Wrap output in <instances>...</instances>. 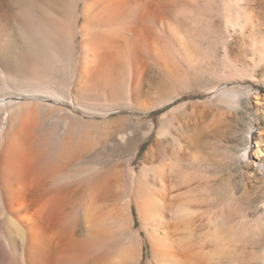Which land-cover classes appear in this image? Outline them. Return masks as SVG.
Listing matches in <instances>:
<instances>
[{
	"label": "bare ground",
	"instance_id": "obj_1",
	"mask_svg": "<svg viewBox=\"0 0 264 264\" xmlns=\"http://www.w3.org/2000/svg\"><path fill=\"white\" fill-rule=\"evenodd\" d=\"M195 1L0 0V60L16 62V78H25L20 84L17 78L14 84L10 76L5 80L11 82L2 83L0 75V264L243 262V253L238 256L237 233L227 231L226 222L214 229L212 219L198 224L194 208L182 196L185 188L181 183L187 174L184 171L180 183L181 134L201 116L186 112L184 118L182 106L164 113L158 126L152 120L145 128L141 124L142 114L149 117L183 98L185 92L178 89L185 65L180 62L181 55L194 66L193 71L205 70L206 79L199 80L204 107L237 106L243 94L251 93L237 84V79L249 75L250 65L245 70L231 61L226 44L221 52L215 47V54L206 57L198 48V40L186 33V27L196 20H192L195 16L187 6L197 4ZM213 1L226 30L243 31L241 13L253 3ZM92 30L96 33L88 36ZM80 34L85 37L78 41L82 61L77 70L71 65L77 48L73 41ZM91 37L95 44L89 42ZM61 40L62 50L57 45ZM148 54L151 61L144 59ZM90 55L95 60L85 61ZM60 56L63 83L50 79L54 60ZM23 62L28 66H19ZM256 62H252L253 68ZM151 70L156 75H149ZM254 96L258 103L262 101L258 94ZM41 107L48 109L43 117L38 113ZM117 110L137 112L133 113L136 120L132 126L119 122L102 135L100 148L105 152L96 150V163L88 157L84 163L81 148L70 150L72 153L63 158L51 155L44 148L47 143H40L43 136L49 145L53 142L58 150L69 152L68 145L77 135V141L82 140L85 128L73 119L69 122L64 112L108 117ZM138 129H143L141 136ZM254 138L250 131L241 154L248 164L252 154L258 157L262 152L260 146L254 151ZM149 142L152 145L144 154L146 163L138 171L135 160L141 145ZM254 161L257 173L259 170L264 176V161ZM134 208L142 224L139 228ZM263 234L255 240L262 248V264ZM149 244L151 258L146 257ZM250 264L258 261L251 260Z\"/></svg>",
	"mask_w": 264,
	"mask_h": 264
},
{
	"label": "rangeland",
	"instance_id": "obj_2",
	"mask_svg": "<svg viewBox=\"0 0 264 264\" xmlns=\"http://www.w3.org/2000/svg\"><path fill=\"white\" fill-rule=\"evenodd\" d=\"M196 1L198 2L197 4L187 6V8H189V12H191V16H195L192 18V20H196L194 21V24L189 25L190 27H186L189 31L186 33L188 34V36L190 35L191 38L195 37L194 40H198V48L199 50H201L202 48L203 51H201L205 53L206 57H210L215 54L213 49L218 48L219 52H221V50H223L224 45L226 44V46L228 47V53L230 55L229 57L233 59L231 61H234V63L238 64V66L240 65V67L243 66L245 70L248 69L250 65L252 70H249L250 72H246L249 75L247 76L246 74H244L246 75L245 79H237V84H243V87L246 88V90H250L251 93L249 96L243 94V96L241 97V102L237 106L225 107L223 109L215 106H213L214 109L210 106L204 107L205 97L202 91V84L199 80L203 81V79H206V75H204L206 73L203 72L205 70H198L199 72L203 73V76H205L203 78V76L198 73V71H193L195 70L194 66H189V62H185V58H182V56L184 55H181L180 59L182 61L180 62H182L181 64L185 65H182L183 70L181 75L183 78V82L178 85V89L182 93L185 92L181 94V97L183 98H180L176 103H173L170 107L156 114H151L149 117L145 113H141L142 119H144L141 124L143 128H145L150 125V120H152V122L158 126L157 121L164 113H169L173 108L182 106L187 107V109L184 110V107H182L181 111L183 112V116L187 115V113H189L190 115L193 114L192 116H201L197 124H194L192 122V124L184 130V134H181V142L185 151H182V155L180 157L182 161L179 159L180 162L178 163V168L180 169H178V174L181 178L178 177L180 179H177L180 183L184 180V171H186L187 174L185 176L186 181H183V183H181L183 184L182 188H185L183 190L184 192H182L184 193L182 196H184V198H186V200L189 201V203L194 208L193 211L196 213L194 214L197 217L196 219L198 220V224L202 220H204L203 222H201L203 224L205 220L208 221L209 219H212V228L214 229L215 225H221L220 222H226V230L229 232L234 231L235 233H237L234 234L235 239L237 240L239 245L238 256L243 253L242 258H244L242 259L243 262L239 261V264H250L251 260H256L258 261V264H262V248L258 247V243L256 241L260 239V235L263 234L262 231L264 230V176L259 173V170L257 173L256 166L254 165L257 162L254 160L264 161V0H245L246 3H253V8H251L252 6L249 4V6H247V4L244 2L245 6L247 7L245 12L241 13V17H243L241 19H243L244 22V26L242 28L243 31L239 28L235 31L231 27H229L230 30H228L229 28L226 30L224 22H221L218 16L216 15V1ZM211 1H213L214 4ZM251 11L253 13H251ZM79 22L82 23V21L80 20ZM93 32L96 33L94 30H92V33L90 32L88 36H90L91 34L93 36ZM221 34H223V36ZM83 37H85V35L80 34L77 40H75L76 42L73 41V44L77 45V48H74L75 50L73 53L75 56L73 62L74 67L73 65L71 66L73 69L75 68L77 70L79 69V62L82 61V54H80L78 41L82 40ZM220 37H223V40ZM94 39L91 37V39L88 40L89 42L92 40L93 42L90 43L93 44ZM62 40L57 43V45L60 46L61 50L63 48ZM216 44L219 45L217 46ZM93 58L94 56L90 55L87 59H85V61L95 60V58ZM146 58L147 60L151 61L150 54H148L147 57H145L144 59L146 60ZM253 61L258 62H256L257 66L254 68L251 65ZM54 62L56 64L55 66H53L54 71L51 74L50 79H54V81H56L57 83H63L64 69L61 68L63 66L61 56L60 59L57 57ZM15 63L16 62L10 59L0 60V75H2V79H4L3 81L0 80V82L2 81V83H4L6 81L5 79L7 78L8 80L11 79L13 83L16 84V79L18 77L16 78L13 69L16 67ZM25 65L28 66V64H25L24 62L19 64V66L21 67H26ZM190 68L191 70L189 71ZM149 72V75L151 73H156L152 70ZM60 75L62 77H60ZM145 75L146 77H148V74L145 73ZM10 76L12 78H10ZM52 76H56L58 81L55 79L56 77L53 78ZM256 78L257 80H255ZM24 79L22 80L18 78L17 83L20 84V81H24ZM8 82L11 81H6V83ZM95 82L96 80L94 81V83ZM62 85L63 84H61V86ZM58 90H63V88H59ZM255 94H258L260 96V98L262 99V103H258L259 98H256L254 96ZM149 98L150 97L148 96L144 97L147 102L151 103V100ZM42 108L43 107L40 108V111L38 113H40V116L42 115L43 117V115L45 114L44 111L47 112L48 109L47 107L43 109ZM204 108L205 110L207 109V112L204 110ZM117 111L118 112H114L108 117L96 116L95 114H93L92 116L80 112L78 114L76 113V115H78L76 117L75 114L73 116V114L70 115L64 112V114L69 117V122L73 119L74 122L82 123L85 128V130L81 132L80 136H84L83 139L81 138L83 141H77V139H80L78 137L79 135L75 136L77 137H74L75 139H73V143L75 144L72 143L73 145H68L69 152H67V150L64 151V149L61 151L58 150L59 148H57L56 144H53V142L51 143V145H49L50 143L47 142V139L43 136H41L40 143L42 145H44L45 143L48 144H45L44 148L51 155H57L63 158L68 157L72 153L70 152V150L72 151L74 149L81 148V151H83V155L85 157L84 163L85 160L88 161L89 158L92 159H89L90 162L94 160L96 163V150L105 152L104 149L100 148V141L102 135L109 133L111 128L115 127V125H118L119 122L129 123L132 126L134 124L132 122L136 120L137 116H135L133 113L137 112H129L127 110ZM202 111L206 112L207 114L203 113ZM184 118L186 117L184 116ZM214 125L216 126L213 127ZM142 130L143 129L137 130V134L139 136L143 134ZM250 131H253V133L255 134V138L253 140L254 151H256L260 146L262 148V152L258 153V157L252 154L253 156L251 159V164H248L247 160L241 157V154L242 150L247 144L246 137L247 134L250 133ZM86 132L89 133L88 136ZM82 133H84V135ZM114 139L118 138L114 136ZM151 145V142L143 143L141 145L140 152L138 153L137 159L134 163L138 171H140L143 168V165L146 163L144 161V154L148 152ZM85 149L86 151L88 150L87 153L85 152ZM89 156H93L94 158ZM181 167L184 170L181 169ZM74 168L77 169L76 166ZM185 182L190 185H187ZM187 191L188 193H185ZM134 217L135 219L137 218L136 220L138 221V227H136L139 228L142 224L139 220V215L136 208H134ZM232 227L235 229H232ZM206 230H201L200 232H207ZM253 241H255V243H253ZM253 244L255 248L253 247ZM147 248L146 257L148 254L147 258H151V245L149 244ZM245 248L247 249L243 252Z\"/></svg>",
	"mask_w": 264,
	"mask_h": 264
}]
</instances>
